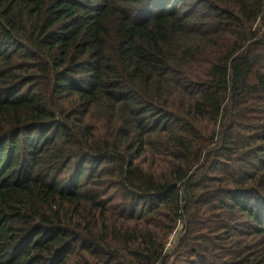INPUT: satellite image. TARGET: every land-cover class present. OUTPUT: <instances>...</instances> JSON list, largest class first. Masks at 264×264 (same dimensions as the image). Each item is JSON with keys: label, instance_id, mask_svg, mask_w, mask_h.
Wrapping results in <instances>:
<instances>
[{"label": "trees", "instance_id": "16d2710c", "mask_svg": "<svg viewBox=\"0 0 264 264\" xmlns=\"http://www.w3.org/2000/svg\"><path fill=\"white\" fill-rule=\"evenodd\" d=\"M0 264H264V0H0Z\"/></svg>", "mask_w": 264, "mask_h": 264}, {"label": "built area", "instance_id": "2783aa9c", "mask_svg": "<svg viewBox=\"0 0 264 264\" xmlns=\"http://www.w3.org/2000/svg\"><path fill=\"white\" fill-rule=\"evenodd\" d=\"M179 228L180 225L178 224L177 228H175L170 236V238L168 239L166 245H165V249H170L172 244L175 241V238L177 237L178 233H179Z\"/></svg>", "mask_w": 264, "mask_h": 264}]
</instances>
